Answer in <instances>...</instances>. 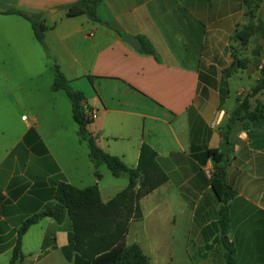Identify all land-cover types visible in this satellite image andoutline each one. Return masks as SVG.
Listing matches in <instances>:
<instances>
[{
	"label": "crops",
	"instance_id": "crops-1",
	"mask_svg": "<svg viewBox=\"0 0 264 264\" xmlns=\"http://www.w3.org/2000/svg\"><path fill=\"white\" fill-rule=\"evenodd\" d=\"M73 1L0 0V10L40 12L47 25L44 48L27 19L0 12V133L11 130L0 134V264L12 256L16 229L53 199L58 182L96 184L103 202L128 183L123 177L120 185H104L105 172L97 179L85 154L80 162L71 157L68 168L63 159L70 154L53 147L74 148L71 102L47 87L54 63L84 105L97 110L87 129L100 148L135 166L146 143L167 175L140 199L142 218L130 221L126 244L143 250L142 232L158 239L183 221L191 264H225L207 151L222 149L221 129L247 98L254 118L231 122L229 133L226 181L235 192L227 237L237 264H264V88L249 96L264 68V0H99V21L67 15L63 5ZM249 22L254 34L242 46L233 35ZM125 33L154 52L132 47ZM232 48L245 54L243 68L232 66ZM42 103L52 111L43 124L49 131L42 128ZM55 103L66 109L62 120ZM81 166L86 175L78 173ZM70 232L68 217L38 219L23 234L15 264H86L71 248Z\"/></svg>",
	"mask_w": 264,
	"mask_h": 264
},
{
	"label": "trees",
	"instance_id": "trees-1",
	"mask_svg": "<svg viewBox=\"0 0 264 264\" xmlns=\"http://www.w3.org/2000/svg\"><path fill=\"white\" fill-rule=\"evenodd\" d=\"M99 0H75L63 5L67 15L83 13L89 19L99 21L97 5ZM1 13H16L27 19L32 27L36 40L46 48L44 32L47 28L42 13H26L17 9L0 10ZM254 34V24L249 22L234 32L233 37L245 46ZM142 53H153L151 44L143 40L139 49ZM232 66L243 68L235 53L231 55ZM52 88L63 90L71 102L72 117L78 125V137L85 141L88 156L94 167V176L101 179L98 169L104 163L115 177L121 174L128 176L127 185L118 191L111 199L103 202L96 184L84 188L76 187L68 182L60 181L56 184L53 199L43 205L36 213L26 217L16 229V238L12 256L8 264H15L22 257L21 240L28 227L42 217H51L61 223L66 217L71 223V248L84 259L86 264H149V257L143 252L138 243L126 244L129 224L132 220H140L142 212L139 201L146 194L166 182L167 175L156 162L155 151L146 143L139 150L138 161L135 166L126 165L118 156L111 155L98 146L93 135L88 131L91 122L84 115L83 95L71 87L56 63ZM261 76L251 88L249 96L264 88V68ZM249 118L254 115L248 111V99L243 98L233 109L229 122L222 127L221 136L223 147L221 150L209 149L213 169L210 175L211 188L219 200L217 210V226L220 232V242L224 251L225 264H237L235 247L227 237L229 228V201L234 190L226 181V166L229 161L231 122Z\"/></svg>",
	"mask_w": 264,
	"mask_h": 264
},
{
	"label": "rangeland",
	"instance_id": "rangeland-1",
	"mask_svg": "<svg viewBox=\"0 0 264 264\" xmlns=\"http://www.w3.org/2000/svg\"><path fill=\"white\" fill-rule=\"evenodd\" d=\"M256 50H258V49H256ZM232 53H235V55L239 59H241L240 60L241 63L243 62V60L245 61V64L243 66L246 65L248 60H247V58H246V56L243 53L241 48H232L231 49V55H232ZM256 56H257V54H256ZM234 67H235V65H234ZM259 70L261 71V69H259ZM42 77L43 78L41 79V83H44L47 75H44ZM53 78L54 77H52V78L50 77L49 80H47V87L52 88L51 86H52ZM42 87H43V84L41 85V88ZM58 93H62V95L64 97H67V95L65 94V92L63 90H61V92H58ZM42 104H43L42 109H40V113L42 114V116H41L42 128L46 131H49V130H52V128H49L46 125L44 126L43 124L45 122L46 123L49 122V120H47V119L49 118V115L52 111L50 110V106L48 105V103L47 104L42 103ZM66 104L69 105L70 104L69 101H67V103L65 102V106H66ZM63 107H64V105H61L60 108H63ZM54 108H55V110L60 109L56 105V103H55ZM60 113H61V120H62V119H64L63 114L64 113L66 114V109H64V112L62 109H60ZM67 115L69 117V121L72 123V125L74 127L73 135L70 136V137H73V139H74V148L71 147L69 144H64V145L63 144L62 145L57 144L55 146H53L52 144H50V145L58 148V150H60V148H63L62 151H64L65 154H67V153L70 154V156H68L67 158L65 157L63 159V162L68 164V168H70V165L72 163H75L74 160L71 161V159H70L71 157H73V156L76 157L77 162H80L79 157L82 154H85L87 156V159H89V156L87 154L88 148H87L86 142H83V141L81 142L79 140L78 125L75 122V120L73 121V119L71 117V113L69 112L68 108H67ZM25 119H27L28 122H31L30 116L28 113H26ZM6 132H7V129H4L2 131V133H0V134H5ZM10 132H11V130H9L7 133L9 134ZM14 133L16 134V129L14 130ZM50 148H52V147L50 146ZM86 161H88V160H86ZM100 171H101L100 173H102V171L105 172V177L102 180V183L104 185L106 183H110L109 181H116V182H114V185H120V181H122V179H124L123 177H125L126 180L128 179V176L125 173H124V176H119L118 178H115V176L113 177L110 170L107 168L106 164H104V163L101 164ZM78 173L80 175H86V169H84V167L81 166L78 170ZM170 226H172V224ZM174 227H175V232L173 231L171 234H169V233H167V231L164 230V232L157 234L158 239L150 238L146 234L145 231L141 233L140 242L142 244L143 252L149 257V264H191V262L189 261L190 258L188 256V254L187 253L185 254V251H184L185 245H186V240H185V238H186L185 237L186 224L182 221L180 223H175ZM211 228H212V226H209V230Z\"/></svg>",
	"mask_w": 264,
	"mask_h": 264
},
{
	"label": "water",
	"instance_id": "water-1",
	"mask_svg": "<svg viewBox=\"0 0 264 264\" xmlns=\"http://www.w3.org/2000/svg\"><path fill=\"white\" fill-rule=\"evenodd\" d=\"M123 40L129 43L134 48H139L141 46V41L138 37L125 33L122 36Z\"/></svg>",
	"mask_w": 264,
	"mask_h": 264
},
{
	"label": "built area",
	"instance_id": "built-area-1",
	"mask_svg": "<svg viewBox=\"0 0 264 264\" xmlns=\"http://www.w3.org/2000/svg\"><path fill=\"white\" fill-rule=\"evenodd\" d=\"M84 115L87 119L92 120L96 117L97 115V110L96 109H92V108H88V107H84Z\"/></svg>",
	"mask_w": 264,
	"mask_h": 264
}]
</instances>
